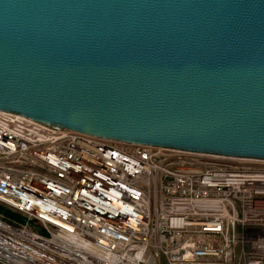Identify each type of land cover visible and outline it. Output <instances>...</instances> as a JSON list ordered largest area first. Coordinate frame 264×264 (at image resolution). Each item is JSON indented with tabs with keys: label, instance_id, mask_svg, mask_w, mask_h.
Wrapping results in <instances>:
<instances>
[{
	"label": "water",
	"instance_id": "water-1",
	"mask_svg": "<svg viewBox=\"0 0 264 264\" xmlns=\"http://www.w3.org/2000/svg\"><path fill=\"white\" fill-rule=\"evenodd\" d=\"M0 111L264 160V0H0Z\"/></svg>",
	"mask_w": 264,
	"mask_h": 264
},
{
	"label": "built area",
	"instance_id": "built-area-1",
	"mask_svg": "<svg viewBox=\"0 0 264 264\" xmlns=\"http://www.w3.org/2000/svg\"><path fill=\"white\" fill-rule=\"evenodd\" d=\"M0 264H264V160L0 111Z\"/></svg>",
	"mask_w": 264,
	"mask_h": 264
},
{
	"label": "trees",
	"instance_id": "trees-1",
	"mask_svg": "<svg viewBox=\"0 0 264 264\" xmlns=\"http://www.w3.org/2000/svg\"><path fill=\"white\" fill-rule=\"evenodd\" d=\"M0 211H2V212H4V213H7V214H9V215H11V216H13V217L19 219V220H24V218H23L21 215H19V214H17V213H14V212H12V211H10V210H8V209H6V208H4V207L1 206V205H0Z\"/></svg>",
	"mask_w": 264,
	"mask_h": 264
}]
</instances>
